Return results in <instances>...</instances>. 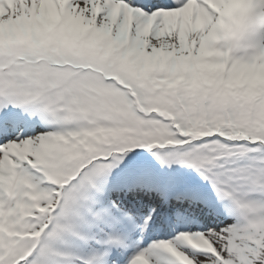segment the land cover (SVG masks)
<instances>
[{
	"label": "snow or ice",
	"instance_id": "snow-or-ice-1",
	"mask_svg": "<svg viewBox=\"0 0 264 264\" xmlns=\"http://www.w3.org/2000/svg\"><path fill=\"white\" fill-rule=\"evenodd\" d=\"M0 264H264V0H0Z\"/></svg>",
	"mask_w": 264,
	"mask_h": 264
}]
</instances>
